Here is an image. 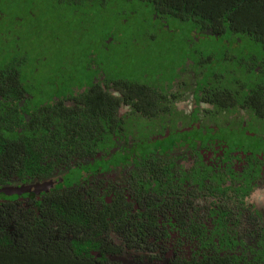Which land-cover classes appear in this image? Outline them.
Listing matches in <instances>:
<instances>
[{"label": "trees", "instance_id": "1", "mask_svg": "<svg viewBox=\"0 0 264 264\" xmlns=\"http://www.w3.org/2000/svg\"><path fill=\"white\" fill-rule=\"evenodd\" d=\"M34 1L0 0V35L11 34L12 19L14 29L34 20ZM149 2L165 14L163 32L172 33L170 18L193 27L185 49L174 52L178 63L168 70L163 61L157 82L146 60L133 76L118 75L121 61L99 76L88 54L86 86L66 84L40 100L23 74L39 66L40 51L28 52L16 30L10 47L0 48V187L61 179L39 195L0 194V264H264V228L249 230L254 211L230 179L264 165V0ZM110 38L99 40V50ZM161 39L137 32L143 50ZM188 96L196 114L179 108ZM174 112L190 119L178 126ZM216 112L218 128L230 127L241 142L248 132L239 131L253 127L257 160L209 140L218 128L207 126L208 116ZM132 142L155 149L136 156ZM81 168L86 178L63 185V175ZM241 209L249 224L243 215L231 220Z\"/></svg>", "mask_w": 264, "mask_h": 264}, {"label": "rangeland", "instance_id": "2", "mask_svg": "<svg viewBox=\"0 0 264 264\" xmlns=\"http://www.w3.org/2000/svg\"><path fill=\"white\" fill-rule=\"evenodd\" d=\"M34 6L36 7L35 19L32 21L24 20L23 24L19 23V28L14 29L15 21L12 19L8 25L11 34L4 38L0 35V48L10 47L11 35L16 30L20 37V40H25V48L30 53L35 50H39L42 54L41 62H38L39 67L36 66L24 68L25 79L30 83L36 84L39 93L34 97L38 99L47 100L56 94L65 92L66 84H80V81L84 82L86 86V72L82 61L86 55H90L88 58H93L95 63L93 65L97 74L100 72L106 73L112 67H114L119 61L123 62V66L120 68L118 75L125 77L127 73L133 76L138 72L139 60H146L151 67L150 81L157 82L159 79L165 76L166 70L162 68L161 63L163 61L170 62L169 69L174 68V65L178 63L179 57L174 56V52L180 47V51L185 49V43L191 32L188 29H193L192 25L179 22L174 18L167 20V25L171 34L165 32H155V28L152 26V21L142 22V16H151V8H140L141 6L136 3L128 4L125 0H86L85 3L63 5L57 3L55 0H35ZM11 19V18H10ZM155 23H160V19ZM2 29V27L0 26ZM148 30V34L156 35L162 38L160 41H147L148 45L146 50H143L142 43L137 41V32ZM155 30V31H154ZM125 34V37L120 34ZM107 35H112L113 39L107 40L109 48L107 51L99 50L97 47V41L103 40ZM94 37V38H92ZM54 38V40H52ZM145 40L146 37L144 36ZM149 39V38H148ZM115 41L114 44H112ZM112 44V45H111ZM6 45V46H5ZM202 49H208V46L202 45ZM149 56V57H148ZM3 54L0 55V59H4ZM65 58V60L62 59ZM237 57V56H235ZM133 60V61H132ZM98 62L104 63V67H98ZM173 62V63H171ZM129 67V69H128ZM36 71H32L33 69ZM157 68V69H156ZM66 70H71L75 73V77L68 78ZM161 71L163 74H157ZM158 72L156 75L155 73ZM154 73V74H153ZM99 78V77H98ZM138 78V76H135ZM145 79V77L143 78ZM55 82L59 84L58 88H55ZM86 88V87H84ZM187 98V97H186ZM186 103V102H184ZM183 104V103H182ZM183 113L188 112L182 108ZM182 112H174L170 115V120L178 122V126L182 125V122L188 121L189 116ZM197 108L193 109L190 114H196ZM216 112V116L211 114L208 116L207 126L213 131L217 130L222 123L218 120L220 116ZM191 117V116H190ZM217 117V119H216ZM188 118V119H185ZM221 120H224L223 117ZM182 121V122H181ZM239 127L238 125H236ZM243 129V128H242ZM210 131V130H209ZM253 131V127L250 126L247 129L239 131L248 137L241 142L231 137L232 132L230 127L223 126L218 128L215 133H211L209 140L216 142V145L220 143V147L226 144L227 153H238L237 157L249 156L253 160L258 159L260 147H258L252 141L250 135ZM260 133L262 131L256 130ZM138 141V140H137ZM153 142V141H152ZM154 145V144H153ZM148 143L132 142L130 150L136 156H143L148 153L149 150L154 151V147ZM219 147V148H220ZM154 148V149H152ZM216 148V147H215ZM264 154V153H263ZM110 160H106L109 162ZM93 168L95 165H88ZM87 168V167H86ZM235 170L237 168L235 167ZM239 172V171H238ZM88 175L82 169H73L63 175V185H74ZM233 181L246 182L250 180L247 177V172L239 176L232 175L230 177ZM217 187V184L214 183ZM256 200H252L254 202Z\"/></svg>", "mask_w": 264, "mask_h": 264}, {"label": "flooded vegetation", "instance_id": "3", "mask_svg": "<svg viewBox=\"0 0 264 264\" xmlns=\"http://www.w3.org/2000/svg\"><path fill=\"white\" fill-rule=\"evenodd\" d=\"M57 3H61L63 5H69V4H78L75 0H55ZM128 2V4L131 3H136L137 5L141 6L140 8L142 9H147L148 7L151 8V16L149 17H144L142 16V22L146 23L149 21H152V26L153 27H157L155 28V32L159 33V32H163L162 29L165 28H161V26L164 25V23L166 22L165 19V14H161L159 13L157 10H155V5L151 2H149V0H125ZM86 1H84L85 3ZM155 11V12H154ZM153 12V13H152ZM158 18L160 19V23H155ZM111 40L108 39V41ZM96 43H100L99 41H97ZM114 44V43H112ZM39 66H37L38 68ZM188 99L184 102H182L179 105L180 110L182 111V108L185 109L186 112L190 113L191 111H193V109L197 106L198 103H196L190 96L187 97ZM258 127V125H257ZM216 150V149H215ZM218 151V150H216ZM264 148L263 150L260 152V156L264 157ZM257 168V167H256ZM258 173H251V172H247V177H249L250 180H247V184L246 182H239L236 183L233 181V186L236 185H240L241 187L238 190H243L242 192H245L244 195H242L241 197L243 198V200H246L249 202V204L252 206L251 211H254L252 214L249 212L247 214L254 217V220L256 219V224H249V218L246 219L245 216V212L241 209L240 211H237L232 217L231 220L236 221L238 219V216L243 215V217L245 218L247 224H249V230L251 229L252 231L254 230V228H252V226L255 227H260L261 229L264 228V165H262L260 167V169L258 168L257 170ZM243 172L240 171L237 173V175H241ZM246 172H244L245 174ZM53 181V180H52ZM57 182V181H54ZM213 185L214 183L211 182ZM226 186L231 187V183L230 181H226ZM233 193H235V199H237V201L240 199L239 195L233 190ZM252 200H256L254 202H252ZM236 204V203H235ZM249 230L247 232H249ZM250 234V233H249Z\"/></svg>", "mask_w": 264, "mask_h": 264}, {"label": "water", "instance_id": "4", "mask_svg": "<svg viewBox=\"0 0 264 264\" xmlns=\"http://www.w3.org/2000/svg\"><path fill=\"white\" fill-rule=\"evenodd\" d=\"M59 182H61V179H59L57 182L49 180L43 183H36L33 185L0 187V194L6 196H12V195H22L24 193L32 191L34 194L39 195L42 192L44 193L48 192V190H50L54 186V184Z\"/></svg>", "mask_w": 264, "mask_h": 264}]
</instances>
